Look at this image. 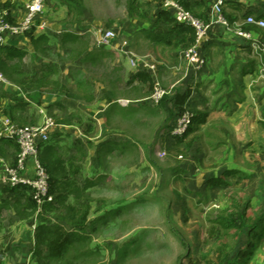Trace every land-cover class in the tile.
Here are the masks:
<instances>
[{
  "label": "rangeland",
  "instance_id": "obj_1",
  "mask_svg": "<svg viewBox=\"0 0 264 264\" xmlns=\"http://www.w3.org/2000/svg\"><path fill=\"white\" fill-rule=\"evenodd\" d=\"M10 1L0 2V6L10 9L13 16L25 0ZM50 1L36 23L49 25V43L39 52L22 47L28 51L23 60H9L7 67L0 69L29 107L30 121L23 118L25 123L19 126L39 124L41 113L56 125L70 126L66 134H51L44 145L56 143L55 150L62 158L68 156L63 141L74 143V134L82 133L86 126L91 129L93 125V133L88 135L93 145L105 135L118 143L116 150L106 153L104 147L99 150L100 144L93 148L87 140L82 144L75 141L78 149H84L75 153V163L83 169L81 177H92L100 168L107 181L83 193L90 213L80 233L87 239L68 248L61 264H216L225 256L227 264L230 250L234 245L237 250L243 249L244 239L232 238L233 232L229 235L217 220L247 202L251 205L250 217L264 211V153L262 158H244L246 150L240 140L229 151L230 123L208 117L181 145L168 136L173 124L170 121L182 112L169 99L186 72L181 61L185 50L171 54L142 33L155 22L159 1ZM131 3L135 9L132 14L128 10ZM97 28L114 31L115 45L96 48L92 34ZM55 29L75 31L78 39L64 42V34H54ZM124 42L127 49L123 51L132 54L134 66L127 54L117 51ZM140 61L156 67L151 86L130 81ZM48 64L55 70L50 80L59 82L61 88L39 93L25 84L37 79ZM178 66L181 74L176 75L174 68ZM154 83L169 91L157 106L147 100ZM10 87L0 84V93L18 95ZM204 95L208 97L206 92ZM121 100L128 101V106L121 107ZM185 107L194 115L190 104ZM232 163L238 174L224 177V187L211 186L209 181L223 177ZM3 199L12 204L15 198L5 194ZM0 214L10 224L18 221L13 209ZM51 217L54 222L60 221L56 212ZM23 225L30 229L28 223ZM253 251L248 264H261L264 241Z\"/></svg>",
  "mask_w": 264,
  "mask_h": 264
},
{
  "label": "crops",
  "instance_id": "obj_2",
  "mask_svg": "<svg viewBox=\"0 0 264 264\" xmlns=\"http://www.w3.org/2000/svg\"><path fill=\"white\" fill-rule=\"evenodd\" d=\"M5 1L6 0H0V2L3 3ZM7 1L11 2L10 0ZM184 1L188 6L189 12L195 17L204 21L208 19L213 0ZM48 2L51 1L48 0L47 3ZM19 12L20 11L14 12V15L16 14V16H18ZM224 13L229 22H243L244 19L249 16L259 17L264 20V0H238L228 2L224 7ZM46 23L47 22H45V24ZM49 31L50 27L46 25V30L44 32L38 31V33H32V35L34 37L40 35L48 37L49 34L47 33H49ZM54 32V34L57 35L77 34L75 31L71 32L57 29H55ZM251 32L254 38L264 40V30L254 28ZM154 45L163 47L171 54L176 53V51L164 47L163 45ZM4 46L14 47L23 51L25 49L22 47H26L28 51L30 49L34 50L27 35L7 38ZM27 50H25V52H28ZM199 55L204 61L202 70L197 73L198 75L194 74L191 69L188 70L185 67V63H183L186 69V75L184 73V78L178 81L177 85H179V88H177L169 100L175 103V107L179 110L180 106L178 104V99L189 91V97L185 101L183 109H185L187 105L189 107L190 104V107L193 108L194 115L203 114L206 115L208 119H215V121L222 120L223 122L226 121L230 123L228 124V132L231 134V141L228 144V150L232 151L236 146L235 141L240 140L239 144H241V148L246 150L244 158L250 160L262 158L264 153V55L254 51L248 42H245L231 31H227L220 26H213L211 28L207 38L199 47ZM178 69L179 66L174 68L176 75L181 74L178 73ZM170 71L172 70L170 69ZM166 74L167 72L164 73V75ZM196 76L197 78H195ZM5 85L7 87L11 86L8 82ZM14 88L10 87V89H14V93L16 92L18 94L19 89L16 87ZM205 92L208 96L207 98H205ZM13 97L22 100V96L19 94L13 95L9 93L3 96L0 101V116L10 118L17 125H23L25 123L23 118H27V120L30 121V111L27 110L29 107L21 110L13 101ZM196 103L198 104V109ZM127 106L128 105H121L123 108ZM173 120L174 119L170 121V124L173 123ZM195 125L196 126L192 127L193 131L191 133H194V131L198 129L199 124ZM69 127L70 126L56 125L51 134H66V129ZM85 128L82 129V133L77 131V134H74L75 137L73 138H75V141L79 144H82L83 140H87V142L91 141V137L88 135L89 133H93V125L91 129L87 126ZM102 138L103 139L98 141L96 145H93L91 142L88 144L90 147L93 146V148L100 144L99 150L104 147L106 153H109V150L114 151L118 148V143H113L116 141L115 139H111L108 135ZM0 141V158L7 164L14 165L17 156L16 145L8 140ZM75 141L73 143V141L65 139V141H63L64 143L62 142L64 144L63 146L66 145V150L68 152V156L63 159L68 167L80 169L79 174L73 178V180L77 183V187L87 192L91 188L100 186L104 181H107V177L106 174L100 173V168L97 169L96 175L93 174L92 177H81L83 169L79 164L75 163V161H77L75 153L84 149H78ZM62 143H59L58 146H61ZM178 145H181V143ZM49 146L56 149L55 147L57 144L46 145L45 147ZM129 147L130 145H128V149ZM86 153L91 155L89 150H87ZM99 160L100 158L97 157L95 162L97 167ZM95 163L93 161L92 169ZM190 164L195 165L192 161ZM31 165L32 163L29 161L28 167L31 168ZM231 166V169L228 170H235L233 169L235 168L234 163H232ZM4 189L6 188L0 184L1 200L4 198V195L7 194L4 192ZM10 196L15 198V195ZM25 223H28L30 229H28V226L23 225ZM10 229L13 231L11 236ZM34 229L35 218L13 221L10 224V222L5 220V217L0 214V264H35Z\"/></svg>",
  "mask_w": 264,
  "mask_h": 264
},
{
  "label": "trees",
  "instance_id": "obj_3",
  "mask_svg": "<svg viewBox=\"0 0 264 264\" xmlns=\"http://www.w3.org/2000/svg\"><path fill=\"white\" fill-rule=\"evenodd\" d=\"M67 2L71 0H66ZM177 1L185 10L189 11L184 0ZM234 2V1H233ZM130 14L134 13V7L131 3L129 6ZM261 19L259 17H256ZM245 20V19H244ZM234 21H231V23ZM255 27L244 26L243 29L253 31ZM256 29V28H255ZM27 33L31 45L35 51L41 50L49 43V37L40 35L34 37ZM142 33L145 37L154 44L163 45L171 50L178 49L186 50L194 41V32L192 28L177 23L170 11L159 9L157 19L147 29H143ZM29 34V35H28ZM78 39L76 35L65 34L62 37L64 42H74ZM43 46V47H42ZM26 52L14 47H0V69L7 67L6 62L17 59L23 60ZM55 74L52 65L45 66L39 73V77L26 85L36 88L39 93L46 91H55L62 86L57 81H51L50 77ZM130 81H141L147 85H152V76L146 71H136L130 74ZM189 91L183 94L179 101V111H184L183 106L189 97ZM3 94L0 93V101ZM13 101L24 110L27 103L13 97ZM181 113V112H180ZM178 113V114H180ZM178 116V115H177ZM206 115H193L191 125L182 137L175 138L176 144L182 143L189 133L193 131L192 126L205 121ZM1 142V141H0ZM40 159L49 176L50 194L53 196V201L42 207V211L36 212V204L31 198L29 189L25 187L6 188L4 192L10 195H15L14 202H1L0 212L2 210H12L17 220H29L35 218L34 229V257L35 264H61L65 252L75 242L84 241L87 239L81 235V230L88 222L90 207L83 201L84 189L77 187V183L73 180L78 174L79 168H72L66 165L65 160L57 154L56 150L49 146L43 147ZM70 166V165H69ZM233 170H228L223 173V177L212 178L209 184L214 187H224L227 185L224 177L232 178L237 175ZM12 208V209H11ZM251 210L250 202L245 203L242 207L239 206L234 212H227L225 216L218 218L217 223L222 229L232 233V238L241 237L244 239L243 249H236V245L228 253L227 264H248L255 250L264 241V211L257 215L249 214ZM56 212L59 215V222L52 220V214ZM231 235V234H229ZM233 259H230L231 256ZM227 256L221 258L216 264H224Z\"/></svg>",
  "mask_w": 264,
  "mask_h": 264
},
{
  "label": "built area",
  "instance_id": "obj_4",
  "mask_svg": "<svg viewBox=\"0 0 264 264\" xmlns=\"http://www.w3.org/2000/svg\"><path fill=\"white\" fill-rule=\"evenodd\" d=\"M48 0H25L21 6L19 15H11L10 9L0 6V47L4 46L7 38H16L30 33L35 27V31L44 32L46 30L45 22L36 25L41 15L45 12ZM161 8L170 11L177 23L184 24L192 28L194 32L193 43L184 51L183 59L185 67L194 74L202 70L204 65L203 59L199 55V47L207 38L213 26L223 27L231 31L237 37L248 42L250 47L264 55V40L256 39L252 36L251 31L244 30V26H253L264 30V20L253 16L247 17L243 22H229L227 20L224 7L228 2L238 0H213L209 10V16L206 21L195 17L192 13L185 10L175 0H157ZM94 44L96 48H106L115 45L116 35L110 29L97 28L93 30ZM126 42L118 45V52H123L130 57L132 66L136 62L132 59V54L123 49H127ZM142 70L153 74L156 67L148 61H140L137 71ZM7 81L0 73V84L5 85ZM169 94V91L163 90L157 83L153 85V91L147 100L152 105L157 106L163 98ZM121 105H128V101H119ZM42 114V120L39 124L33 126H19L10 118L0 116V140L13 142L17 147V156L14 165H9L0 158V184L5 188H22L29 189L31 198L36 204V212L42 211V207L53 201L50 194L49 176L40 159V150L49 140V137L56 126L55 121ZM193 114L189 109L182 111L174 120L168 131L171 139L182 137L191 125ZM31 162V168L28 162ZM261 264H264V259Z\"/></svg>",
  "mask_w": 264,
  "mask_h": 264
},
{
  "label": "clouds",
  "instance_id": "obj_5",
  "mask_svg": "<svg viewBox=\"0 0 264 264\" xmlns=\"http://www.w3.org/2000/svg\"><path fill=\"white\" fill-rule=\"evenodd\" d=\"M34 32H36V31L34 30Z\"/></svg>",
  "mask_w": 264,
  "mask_h": 264
}]
</instances>
